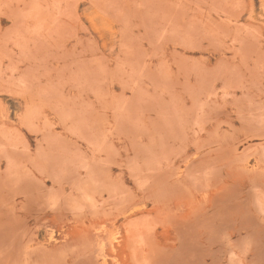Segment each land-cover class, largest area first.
Here are the masks:
<instances>
[{
	"label": "rangeland",
	"instance_id": "rangeland-1",
	"mask_svg": "<svg viewBox=\"0 0 264 264\" xmlns=\"http://www.w3.org/2000/svg\"><path fill=\"white\" fill-rule=\"evenodd\" d=\"M0 264H264V0H0Z\"/></svg>",
	"mask_w": 264,
	"mask_h": 264
}]
</instances>
